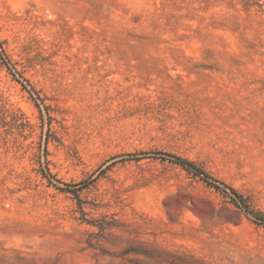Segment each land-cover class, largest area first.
<instances>
[{"label": "rangeland", "instance_id": "obj_1", "mask_svg": "<svg viewBox=\"0 0 264 264\" xmlns=\"http://www.w3.org/2000/svg\"><path fill=\"white\" fill-rule=\"evenodd\" d=\"M0 264H264V0H0Z\"/></svg>", "mask_w": 264, "mask_h": 264}]
</instances>
